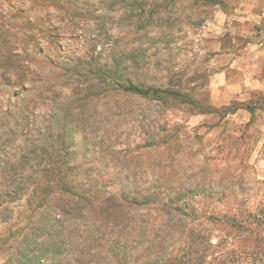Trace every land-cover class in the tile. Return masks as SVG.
I'll return each instance as SVG.
<instances>
[{
    "label": "rangeland",
    "instance_id": "obj_1",
    "mask_svg": "<svg viewBox=\"0 0 264 264\" xmlns=\"http://www.w3.org/2000/svg\"><path fill=\"white\" fill-rule=\"evenodd\" d=\"M116 81L190 100L103 86ZM263 100L264 0H0V164L14 162L18 182L30 178L15 185L17 199L2 216L0 264L29 262L18 246L34 218L31 137L66 116L80 150L72 163H91L100 196L116 200L107 208L115 225L92 223L98 200L80 209L83 222L60 228L51 220L39 236L43 250L53 229L65 236L64 264H259ZM156 182L163 188L149 190ZM154 197L156 208L145 206ZM241 212L261 225L226 224L225 215ZM200 235L211 247L197 245Z\"/></svg>",
    "mask_w": 264,
    "mask_h": 264
},
{
    "label": "trees",
    "instance_id": "obj_2",
    "mask_svg": "<svg viewBox=\"0 0 264 264\" xmlns=\"http://www.w3.org/2000/svg\"><path fill=\"white\" fill-rule=\"evenodd\" d=\"M104 87H108L112 89L114 87V91L120 94H131L147 97L154 100H164L167 98L173 101H182L189 102V98L187 94L180 93L175 90H159V89H141L135 87L133 85L127 84L126 82H112V83H103ZM102 87V86H101ZM264 103V100H263ZM261 107V106H260ZM32 108V104H31ZM247 110L250 114H253L254 108L247 107ZM32 115V114H31ZM32 118L36 120V117L32 115ZM34 120H31V128L33 126ZM69 118L66 116L62 123H59L55 130L52 129V126H44L43 130V138L33 139L31 137V209H32V218L31 220V234L24 235V240L20 241V246H18V254H21L24 258H27L29 262L27 264H64L61 260H63L65 253L63 252V245L65 244V236L61 238V233H57L50 231L48 238L51 243L46 250H43L42 239L39 236H42L45 233L46 225L51 222L59 225L61 228L67 221L75 220L83 222V218L86 215H82V208L95 209V204L98 201V205L101 208L99 213L93 212L97 217L92 223H95L99 228L102 223L106 222L108 227H114L115 225V215L112 214L107 208L109 206H116L115 198L111 194H102L105 195L102 197L100 189L98 186L96 187L93 184L94 181L88 178V170L87 167H90V162L86 164H73L72 161H75L79 155L78 142L74 141V137L77 134L75 124L69 125ZM88 134L85 132L83 134L82 140L88 141ZM45 138V139H44ZM42 140V141H41ZM101 144V143H100ZM100 146V145H98ZM106 151H111L110 149H105ZM111 153H121L118 151H112ZM8 166H4L0 164V173L3 170L7 172V175H4L3 178L0 177V226L6 223L7 218H3L2 216L5 214L9 206L15 202L17 199L16 192H14V187L17 185V188H21L23 183H27L30 181V178L23 180L21 182L13 176L12 173L14 170V162L8 163ZM80 175H82L80 177ZM234 180H231L230 186H233ZM18 183L21 187H18ZM153 187L149 188V190H157L162 189L163 186L161 183L156 182ZM238 184V183H237ZM26 184L23 185L25 187ZM22 187V188H23ZM137 193V192H135ZM187 193H184V195ZM189 194V193H188ZM211 194H205V198H208ZM154 196V195H152ZM234 198H230L229 196L222 195L219 200H230ZM148 200V198H147ZM176 201H180L181 198L175 199ZM234 199L233 201H235ZM145 201L137 202L135 199L133 204H142L145 206H152L154 209L156 208L157 199L153 198V202ZM175 201L173 202V204ZM145 205V206H144ZM169 205H172L170 203ZM185 204H181L180 207H184ZM172 210L176 208L175 205L171 206ZM178 207V206H177ZM75 214V215H74ZM74 215V216H73ZM112 215V216H111ZM72 216V217H71ZM194 216V215H193ZM36 217V218H35ZM224 220L226 224H229L232 228H243V225L247 223V221L252 220L258 228L261 225V221L258 219L256 214L249 213L248 216L245 217V214L241 212L240 215L231 216L225 215ZM52 227V226H51ZM64 230V228L62 229ZM190 233V232H189ZM202 235L196 236L198 240V246L203 245L204 247H211V244L204 243ZM44 239V238H43ZM15 239L8 245H5L9 249L14 247L16 244ZM44 243V242H43ZM4 245V244H3ZM42 247V248H41ZM41 251V252H39ZM235 255L239 256L240 252L232 251ZM31 253V257L29 255ZM193 253V249H192ZM46 255L47 258H51L53 260L56 259V262H46L42 258ZM263 257L259 259V264H264V254H260ZM31 258V260H30ZM45 261V262H44ZM60 261V262H59ZM72 261V260H71ZM76 261V260H75ZM69 260L65 261V264H68ZM220 264V263H218ZM228 264V261L222 263Z\"/></svg>",
    "mask_w": 264,
    "mask_h": 264
}]
</instances>
